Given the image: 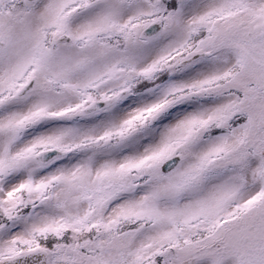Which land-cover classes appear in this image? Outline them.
<instances>
[{
  "label": "snow or ice",
  "instance_id": "obj_1",
  "mask_svg": "<svg viewBox=\"0 0 264 264\" xmlns=\"http://www.w3.org/2000/svg\"><path fill=\"white\" fill-rule=\"evenodd\" d=\"M0 264H264V0H0Z\"/></svg>",
  "mask_w": 264,
  "mask_h": 264
}]
</instances>
